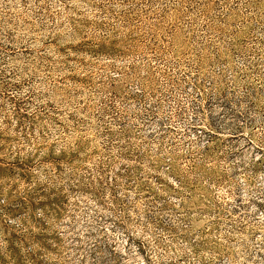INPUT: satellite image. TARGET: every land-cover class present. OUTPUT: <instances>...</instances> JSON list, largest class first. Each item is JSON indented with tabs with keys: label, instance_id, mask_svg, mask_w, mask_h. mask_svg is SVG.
Returning a JSON list of instances; mask_svg holds the SVG:
<instances>
[{
	"label": "rangeland",
	"instance_id": "1",
	"mask_svg": "<svg viewBox=\"0 0 264 264\" xmlns=\"http://www.w3.org/2000/svg\"><path fill=\"white\" fill-rule=\"evenodd\" d=\"M0 264H264V0H0Z\"/></svg>",
	"mask_w": 264,
	"mask_h": 264
}]
</instances>
